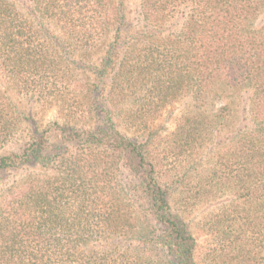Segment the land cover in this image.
I'll return each mask as SVG.
<instances>
[{
    "label": "trees",
    "instance_id": "1",
    "mask_svg": "<svg viewBox=\"0 0 264 264\" xmlns=\"http://www.w3.org/2000/svg\"><path fill=\"white\" fill-rule=\"evenodd\" d=\"M206 228L264 253V0H0V264H201Z\"/></svg>",
    "mask_w": 264,
    "mask_h": 264
},
{
    "label": "rangeland",
    "instance_id": "2",
    "mask_svg": "<svg viewBox=\"0 0 264 264\" xmlns=\"http://www.w3.org/2000/svg\"><path fill=\"white\" fill-rule=\"evenodd\" d=\"M176 113L180 111V107H178ZM54 118V112H51L48 116V120H52ZM167 126L169 129H172L171 123H168ZM126 180H133L135 179V175L131 174V172L126 171L125 173ZM223 203V204H222ZM226 203V199H223L218 202L208 203L204 206H201L200 209L194 214L193 222L197 224L203 218H209L214 214V212L222 207ZM196 232V237L198 238V250L200 257L202 259L201 264H264V253L261 255L256 254L255 252L248 253H236V254H228V252L224 249H220L217 253L215 252L218 249L217 243L215 241L216 237L212 234V230L206 228L203 232ZM242 250H253L259 242H245L239 241ZM264 246V243L262 244ZM261 245V246H262ZM234 258V259H233Z\"/></svg>",
    "mask_w": 264,
    "mask_h": 264
}]
</instances>
